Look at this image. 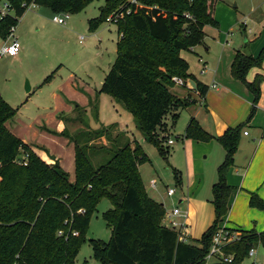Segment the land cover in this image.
Listing matches in <instances>:
<instances>
[{
    "label": "trees",
    "instance_id": "1",
    "mask_svg": "<svg viewBox=\"0 0 264 264\" xmlns=\"http://www.w3.org/2000/svg\"><path fill=\"white\" fill-rule=\"evenodd\" d=\"M10 8L0 19V38L16 26L30 5L49 8L54 13L76 15L95 0H2ZM105 0L99 16L89 22L91 31L114 9L129 8L130 14L116 23L118 41L115 59L104 77L100 93L120 104L133 119L144 140L156 146L167 160V131L158 138L156 131L169 117L172 128L178 112L195 101H183L171 88L173 78L188 79V63L181 52L203 44L206 26L217 27L213 17L216 0ZM264 61V45L253 57L236 50L230 66L231 77L241 82L253 96L248 119L260 97L261 75L251 82L246 77ZM192 80L193 77H191ZM199 98L207 86L196 82ZM96 105L93 115H96ZM16 114L0 96V264H75V258L91 216L101 199L109 200L113 209L103 214L111 229L107 244L90 240L95 258L103 264H204L212 237L227 214L233 187L226 182L233 157L238 151L244 123L229 127L218 137L202 129L190 118L184 138L218 142L224 159L217 168L218 180L211 188L214 221L199 241L180 242L176 231L163 225L164 206L152 200L142 185L138 167L147 160L142 147L133 140L119 145L114 139L105 151L108 160L93 167L86 155L91 139L107 137L108 128L68 136L74 142V181H69L57 162L47 164L14 136L5 123ZM165 139V142H164ZM84 140L83 143L80 141ZM168 146V145H167ZM102 148V147H101ZM25 161L26 165L18 164ZM178 182V175L172 172ZM248 205L264 211V201L249 194ZM61 231L62 235H58ZM239 240L224 248L241 264L249 249L264 246V232L240 231ZM77 232L78 235H72Z\"/></svg>",
    "mask_w": 264,
    "mask_h": 264
},
{
    "label": "rangeland",
    "instance_id": "2",
    "mask_svg": "<svg viewBox=\"0 0 264 264\" xmlns=\"http://www.w3.org/2000/svg\"><path fill=\"white\" fill-rule=\"evenodd\" d=\"M104 2L105 0H95L80 13L69 14L70 18L67 25L64 26L53 22V17L61 16V13H54L45 7H29L19 19L18 32L16 33L19 36L18 42L21 47L22 45L24 47L25 43L30 44L31 49L24 58L17 61L12 58H0V96L18 113V116L15 117L16 121L14 120L15 128L17 127L16 134L26 141H31L45 148L51 155H55L62 161L63 169L68 177L71 180L74 179V162L70 149L63 143L62 138L49 136L41 128L45 127L51 131L50 133H57L60 117H63L65 121H71L70 125L67 123L68 135L78 137L82 135L81 132L85 131L73 127L72 121L75 115H72L71 111L54 110L53 101L49 97V89L43 87L41 92L36 90L37 85H40V74L43 73L41 67L45 66L44 72L47 75H54V72L58 70H61L62 76L70 73L72 75L70 82L73 84L74 90L62 96L69 101H78L76 95L83 94L85 95V105L89 99H91L90 104L98 103V122L90 120L92 130L95 131L100 126L99 123L106 126H111L114 123L125 125L132 132L129 136L132 135L133 139L142 147L147 160L139 168V174L146 194L161 201L160 203L164 204L166 212L173 208H179L186 218L185 212L188 211L189 214L185 219L187 227L194 226L197 215L204 217L205 220L210 217L215 218L211 206V187L212 183L218 180L217 168L222 163L224 154L219 156L216 149L210 152L208 150L209 146L223 150L221 145L219 143L213 145L214 140L202 142L185 139L184 131L190 114L187 110L181 109L178 112L175 125L170 129L167 136L173 144L167 146L165 143L163 145L168 147V157L165 160L159 154L156 146L146 143L142 134L135 129L132 116L120 104L119 107L115 105L116 103L110 96L100 93L104 77L115 59L118 41L116 23H107L102 20L94 31H91L89 26L92 19L98 18L99 9L104 5ZM2 3L3 1L0 0V4ZM257 7H260V10L253 13ZM36 15H40V17H35ZM213 17L218 22V27L212 31L208 29L214 38V42L208 41L210 44L219 46V42L225 43L227 41L232 49H240L253 57L258 55L261 47L259 42L264 41V0H216L213 6ZM242 23H245V33L249 39L262 33L261 36L253 42H245ZM4 41L0 38V45ZM181 54L185 58H194L185 51ZM197 68L199 73L198 65ZM255 69L252 68L247 74V78L251 81L256 76L251 77ZM259 69L258 73L264 74V61ZM181 80L185 81L186 79ZM27 86L32 87L28 93L25 92ZM180 86L184 85L174 82L171 91L180 100L190 101L191 96L185 95L184 92L188 91L189 88L186 90V86L182 88ZM262 91L264 92V78L260 83V94ZM73 105L75 107V103ZM80 117L84 119L87 118V115L82 113ZM80 117L77 114V122L81 120ZM167 123L170 125V119H167ZM168 124L164 123L161 128L157 129L156 135L159 139L164 134L163 130L168 132ZM241 143L244 146V152L250 151L254 146L253 140ZM86 155L93 167L104 164L109 158V155L98 143L88 146ZM173 171L178 175V182L173 178ZM152 179L157 185L156 190L150 187ZM168 189H174L175 194L172 197L167 196L166 191ZM195 192H197L196 199L198 200L192 201ZM250 193L252 192H248V194ZM182 197H184V204H178ZM187 197L190 203L189 208H187ZM111 209H113L112 203L105 198L98 203L88 224L85 240L77 252L75 264H103L95 258L90 240H97L103 244L109 242L111 229L107 226L103 214ZM257 211L259 213L258 218L252 217L253 220L251 221L236 224L243 229L240 231L248 229L253 223L252 221L258 222L257 228L264 226V211ZM202 235L192 236L193 240L199 241ZM252 248L256 250L255 260L259 264H264V246L257 245ZM244 263L250 264V260L246 259Z\"/></svg>",
    "mask_w": 264,
    "mask_h": 264
},
{
    "label": "crops",
    "instance_id": "3",
    "mask_svg": "<svg viewBox=\"0 0 264 264\" xmlns=\"http://www.w3.org/2000/svg\"><path fill=\"white\" fill-rule=\"evenodd\" d=\"M259 10L260 7H257L254 9L253 13L254 12L256 13ZM35 17L39 18L40 15H36ZM18 27H19V21L15 28V37L17 38V40H19V36L16 35V33L18 32ZM217 27H218V22H217ZM217 27L206 26L204 28L205 37L203 40V44L198 45L189 51H185L190 53L194 58L191 57L185 58L181 54V56L188 63V74L191 75V77H193L194 79L192 80L190 77L185 81H187L188 84L191 81H193L194 83L195 81L200 82L206 85L208 88L206 95L203 98H199L196 91L190 90L188 89V87H185V89L186 88L188 89V91H184L185 95H190L192 98L191 100H194L195 103L191 104L190 106L184 109L187 110V112L190 114L188 121L190 118L196 119V121L200 124L203 130H205L207 133L215 137L221 136L229 127L233 128L239 124H243V123L245 124L241 132L238 151L235 153L233 157V166L230 168L226 177L227 184L234 188L228 202L229 209L227 214L222 218L221 222L218 225L219 227H223L227 229L243 230L240 227H238L236 224L238 223L243 224L246 221H251L253 220L251 219L252 217L258 218L257 215H259L257 209L250 208L248 205V201H249L248 192H252L256 194L260 199L264 201V92L262 91L260 94V97L255 106L254 114L250 119H248V115L252 107L253 96L247 90L245 85H243L239 81L234 80L230 75V66L234 59L236 49L230 48L229 43L227 41H225V43L219 42L218 44L219 46H216L213 43L210 44L208 42L210 40L214 42L213 34L211 32H208V29H211L212 31ZM242 27H243L242 30L245 33L246 30L245 23H242ZM257 33H259V31H257ZM261 34L262 33H260L259 36H261ZM244 35H245L244 36L245 42H253L255 41L256 38L259 37V36L257 37L252 36V38L249 39L246 33ZM263 42H259V45L261 47L264 45ZM30 49H31L30 44L25 43V46L23 47L22 45L20 52L18 53L17 56L6 57V58H12L15 61L20 60L26 56V54L30 51ZM192 61H194V63H191ZM197 65L200 68L199 73H198ZM40 69L43 70V73L40 74V79H39L40 85H37L38 86L36 89L37 92H41L43 90V87L49 89L50 90L49 97L53 101L54 110L56 111L66 110L68 112L71 111L72 115H75L73 116L74 118L72 121L73 127L75 126V128H78V130H84L86 132L93 131L92 128L90 127V120L92 119L96 123L98 122V115H99L98 103L94 102L90 104L91 99H89L87 101V105H85L84 103L85 95L83 94L76 95L78 101L67 100L62 95L69 94L71 91L74 90L73 84L70 82L72 75L69 73L62 76L60 74L61 70H58L57 72L55 71L54 72L55 74L53 73L54 75L52 74L47 75V73L44 72L45 66L41 67ZM202 70H204L203 73H201ZM259 71L260 69L256 68L255 72L251 75V77L253 78V75L254 76L261 75L264 78V74L258 73ZM247 77H246L247 82H251V80L248 79ZM180 87L182 88L184 86H180ZM25 90H26L25 92L28 93L32 90V87L27 86ZM171 92L174 94L173 91ZM74 103H75V107L74 105L72 106V104ZM94 105H96L97 107L96 109L97 112L95 116L93 115L92 112ZM115 105L118 106L119 104L116 103ZM82 113H85L87 115V118L86 117L84 119L81 118L80 116ZM77 114L81 118L79 122H77ZM16 116H18V113H16L12 119L8 120L5 123L6 128L14 136H16L23 144H25L34 154H36L42 161H44L47 164H54L55 162H57L59 167L64 171L63 169L64 166L62 161H60V159H58L55 155H51V153H49L45 148H42L37 144L32 143L31 141H26L21 136L16 134L17 127L15 128L16 124L14 122V120L16 121L15 118ZM167 119L169 118L167 117L165 119L166 124H168ZM69 121H65L63 117L62 118L60 117V126L57 130L58 134L54 132L50 133L51 131L47 130L45 127H42L41 130L47 133L49 136L53 135L60 137L59 139L62 138L64 140L63 143H65L66 147L70 149L74 162V142L69 138L60 135L64 130L68 134L67 123L69 125L71 124V121L70 122ZM99 125L100 126L96 130H99L101 128H108L109 129L108 136L91 139V141L88 142L89 145L93 143H98L100 144L102 149H104V151H107L111 149L112 144H114L113 143L114 139L118 142L119 145H123L127 141L132 142L133 140H135L133 139L132 135L129 136V134H132V132L128 130L125 127V125L123 126L119 123H114L111 126L108 125L106 126L101 123H99ZM168 127L169 130L167 132V135L171 129L169 124ZM244 132H246L247 134L245 135ZM68 136L73 139V136L70 135ZM248 140H253L254 146L251 148L250 151L244 152V146H242L241 142ZM83 142L84 140H82V143ZM213 142H214L213 145L218 143L216 141ZM213 149L217 150L219 156H223V154H225L224 150H220V148H213V146H209L208 152L212 151ZM142 165L138 167V170ZM74 172H75V165H74L73 176H74ZM69 181L73 182L74 179L71 180L69 178ZM151 181H152L150 183L151 189L156 190L157 185L155 184V180L152 179ZM214 183L215 182H213L212 185ZM193 195L194 198L192 201L196 199L197 192H195ZM148 196L155 202L158 203L161 202L158 201V199H155V197H153L152 195L148 194ZM172 196H168V197H172ZM183 198L184 197L180 198L178 204H184ZM161 204L164 206L163 203ZM189 204L190 203L187 197V208L190 207ZM211 206H212V213L214 215L213 205L211 204ZM169 212H171V210L167 212L165 210V214ZM185 213L187 218L189 212L186 211ZM185 219L177 218V221L183 223L186 228V232H187L186 243H191V240H193L192 236H199L203 234L211 226L214 220L213 217L212 218L210 217L209 219L205 220L204 217L197 215L194 226L191 225L187 227ZM252 222L253 223L250 225L251 228L249 227L245 231L254 230L256 233L264 232L263 231L264 226L257 228L256 225L258 222L257 221H252ZM162 223L164 225L165 223L164 220Z\"/></svg>",
    "mask_w": 264,
    "mask_h": 264
},
{
    "label": "built area",
    "instance_id": "4",
    "mask_svg": "<svg viewBox=\"0 0 264 264\" xmlns=\"http://www.w3.org/2000/svg\"><path fill=\"white\" fill-rule=\"evenodd\" d=\"M135 1L130 0V4H133ZM29 7H35L34 5H30ZM28 7V8H29ZM27 8V9H28ZM11 13L8 4L2 3L0 4V19ZM130 14V9L123 8L120 6L116 10H113L104 20L107 23H117L122 20L124 16ZM70 18L69 13H61V16H54L53 22L57 25L64 26L67 24L68 19ZM16 26H12L9 29V34L5 39L4 43L0 46V58L3 57H15L20 52V44L17 38L14 35ZM82 39V38H81ZM204 70L201 71L203 73ZM173 81L176 84L184 85L188 87L190 90L192 88L186 81H182L180 78H173ZM246 135L247 133L244 132ZM166 144L172 145L173 142L168 138ZM18 164L26 165V162L23 160H17ZM175 193L174 189H168L167 195L172 196ZM177 218L185 219V214H183L179 208H173L171 212L164 215L163 220L165 221L164 226L168 229L174 230L178 234V239L180 242L186 243L187 240V232L183 223L177 221ZM58 235H62V232L59 231ZM72 235L77 236V232H73ZM239 232L232 229H227L223 227H218L214 236L212 237L211 245L209 247L208 253L204 257V264H235V258L233 254L226 253L224 248L229 244L239 240ZM256 250L255 248L249 249L247 253L246 259L250 260V264H259L256 260ZM245 260L241 264H245Z\"/></svg>",
    "mask_w": 264,
    "mask_h": 264
},
{
    "label": "water",
    "instance_id": "5",
    "mask_svg": "<svg viewBox=\"0 0 264 264\" xmlns=\"http://www.w3.org/2000/svg\"><path fill=\"white\" fill-rule=\"evenodd\" d=\"M191 88L195 91L196 90V85L193 81L189 82ZM28 90V89H27Z\"/></svg>",
    "mask_w": 264,
    "mask_h": 264
}]
</instances>
